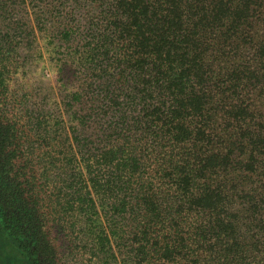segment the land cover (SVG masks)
Here are the masks:
<instances>
[{
	"label": "trees",
	"instance_id": "obj_1",
	"mask_svg": "<svg viewBox=\"0 0 264 264\" xmlns=\"http://www.w3.org/2000/svg\"><path fill=\"white\" fill-rule=\"evenodd\" d=\"M0 18L2 264H264V0Z\"/></svg>",
	"mask_w": 264,
	"mask_h": 264
},
{
	"label": "rangeland",
	"instance_id": "obj_2",
	"mask_svg": "<svg viewBox=\"0 0 264 264\" xmlns=\"http://www.w3.org/2000/svg\"><path fill=\"white\" fill-rule=\"evenodd\" d=\"M1 22H2V18H0V27H3V24ZM0 244L3 245V246L0 247V250H2V248L4 247L5 249L8 250V253L10 252L11 246H9V245L4 246L5 241H4V238H2L1 230H0ZM3 262H5V261H3ZM0 264H2V262H0ZM5 264H26V263L24 261H22V262H20V261H10L9 262V261H7Z\"/></svg>",
	"mask_w": 264,
	"mask_h": 264
}]
</instances>
